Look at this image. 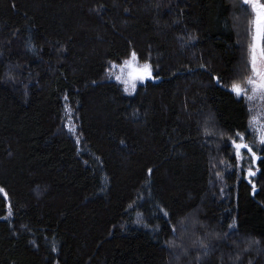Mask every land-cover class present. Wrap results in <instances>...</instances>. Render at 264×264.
Masks as SVG:
<instances>
[{"label": "trees", "instance_id": "trees-1", "mask_svg": "<svg viewBox=\"0 0 264 264\" xmlns=\"http://www.w3.org/2000/svg\"><path fill=\"white\" fill-rule=\"evenodd\" d=\"M251 24L241 0H0V264H264ZM129 51L158 68L132 102Z\"/></svg>", "mask_w": 264, "mask_h": 264}, {"label": "snow or ice", "instance_id": "snow-or-ice-1", "mask_svg": "<svg viewBox=\"0 0 264 264\" xmlns=\"http://www.w3.org/2000/svg\"><path fill=\"white\" fill-rule=\"evenodd\" d=\"M244 5H248L251 7V10L254 14V19L252 24L254 26V34L252 35V43L249 45V63L251 65L253 76L256 78H249L247 83L251 86V90L253 94L257 91L264 94V68H258V58L260 61L264 62V0H242ZM113 68H116V65H112ZM121 74L116 75L115 79L124 83L126 86L131 84V87L135 89V82L139 80L143 82L145 79L152 78L151 67L148 63H144L143 66L138 64V57L135 52L131 54L130 59H125L123 64L120 66ZM127 69L125 74L124 70ZM125 75L127 78H125ZM219 83V80H218ZM127 87L125 91H127ZM239 100L242 96L246 95V90L242 88L238 84H233L229 89ZM251 99L252 97H247ZM237 135H240L237 133ZM241 140H243V136H241ZM232 147L235 150V154L237 160L242 158V150H247L252 154V160L255 162L259 157L252 151V149L245 143L237 142L233 140ZM261 144H264V139L261 140ZM149 174H151V169H149ZM249 177L255 175L254 172L249 170ZM0 191H3L0 189ZM165 216H168L167 212H164ZM230 228L233 225H229ZM173 232H175V228L173 227Z\"/></svg>", "mask_w": 264, "mask_h": 264}, {"label": "rangeland", "instance_id": "rangeland-1", "mask_svg": "<svg viewBox=\"0 0 264 264\" xmlns=\"http://www.w3.org/2000/svg\"><path fill=\"white\" fill-rule=\"evenodd\" d=\"M242 2V0H241ZM250 11V15H251V20L253 21L254 19V14L251 10V7L246 5ZM251 43H252V35L254 34V26L253 24H251ZM133 53V51H129L125 56L123 57H119L118 59H116L115 61H113L110 64V69H109V74L110 77L114 80L116 87L118 89V93L119 96L124 99L126 102H132L133 100H135L136 95L138 94V92L142 89H145V86H149L151 85V83H153L156 79H155V73L158 71V68L153 66L152 64V60H151V55L149 54L147 56V59L145 61H140L138 58V64L140 66H143L144 63H148L151 67V71H152V78L151 79H145L143 82H140L139 80H137L135 82V89H133L131 87V84L129 85H125L124 83H120L115 79L116 75H120L121 74V68L120 66L123 64L125 59H130L131 54ZM137 55V54H136ZM138 57V55H137ZM115 64L116 68H113L112 65ZM258 68H264V62L260 61L258 58ZM125 74L127 72V69L124 70ZM250 72H251V78H256L253 76L252 73V69H251V65H250ZM125 78L126 75H125ZM127 87V91H125V88ZM248 97H252L251 99H249V103L250 106L253 105L254 107V111L251 110V114L254 116L255 114H260L261 113V105L263 103L264 100V94H262L261 92L257 91L255 94H253L252 90H251V86L249 85V91H248ZM258 120L256 118H253V125L254 127H258Z\"/></svg>", "mask_w": 264, "mask_h": 264}]
</instances>
